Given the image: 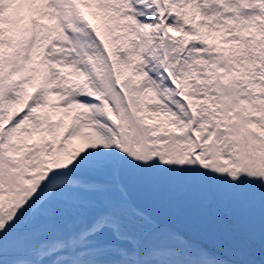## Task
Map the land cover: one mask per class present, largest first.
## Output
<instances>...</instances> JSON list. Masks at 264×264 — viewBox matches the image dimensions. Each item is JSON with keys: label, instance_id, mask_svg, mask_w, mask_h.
I'll use <instances>...</instances> for the list:
<instances>
[{"label": "snow or ice", "instance_id": "snow-or-ice-1", "mask_svg": "<svg viewBox=\"0 0 264 264\" xmlns=\"http://www.w3.org/2000/svg\"><path fill=\"white\" fill-rule=\"evenodd\" d=\"M0 264H264V0H0Z\"/></svg>", "mask_w": 264, "mask_h": 264}, {"label": "rangeland", "instance_id": "rangeland-1", "mask_svg": "<svg viewBox=\"0 0 264 264\" xmlns=\"http://www.w3.org/2000/svg\"><path fill=\"white\" fill-rule=\"evenodd\" d=\"M226 218V217H225ZM228 220V218H226ZM228 223H230L231 221H227ZM174 226L182 231H186V232H189L190 235H192V237L194 239H198V240H202L201 242H206V243H210V242H216V241H213L211 240L210 238H206V234H203V233H200V232H197L195 230L192 229V227L188 224H185V223H182V222H176L174 224Z\"/></svg>", "mask_w": 264, "mask_h": 264}]
</instances>
